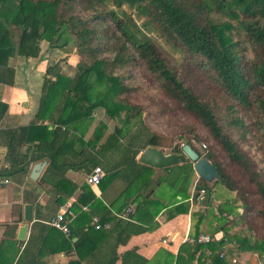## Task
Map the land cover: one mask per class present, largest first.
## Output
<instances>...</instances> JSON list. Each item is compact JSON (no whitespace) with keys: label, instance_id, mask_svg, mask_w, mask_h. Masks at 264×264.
<instances>
[{"label":"trees","instance_id":"obj_1","mask_svg":"<svg viewBox=\"0 0 264 264\" xmlns=\"http://www.w3.org/2000/svg\"><path fill=\"white\" fill-rule=\"evenodd\" d=\"M73 1L76 0H68L69 3ZM105 1L108 0H88V8L97 11ZM111 2L118 9L125 5L135 9L140 18L147 19L148 22L145 24H155L163 37L186 57L199 59L200 68L211 75L227 96L247 112L253 114L257 112L258 121L253 126H256L264 136L262 94L264 0H111ZM62 7L63 0H0V84L14 85L15 70L8 66V61L16 52L26 59L38 58L41 43L44 41L54 51H64L71 43H75L77 53L81 57L73 78L61 74L63 60L57 59L56 62L48 64L36 116L42 125L21 128L20 134L21 136L26 134V139L24 137L19 144L16 138L11 140L7 155L11 164L9 168L0 171V178L10 177L14 170L22 167L20 172L26 175L32 162L47 158L50 165L42 182L50 184V179L54 181L57 175L59 157L48 151L40 153V150L47 144L50 145L49 149H52L60 134H64L65 143L68 144L64 128L69 131L71 127L78 131L80 126L89 121L93 111L102 109L110 119L117 121L118 125L106 142L101 144L107 126L100 124L92 140L87 144L81 140L90 150L95 151V154L87 155L84 150L79 152L78 156L85 157L88 160L87 164L94 169L100 166L98 157L106 156L107 152L114 150H124L120 148L121 140L126 142L124 146L126 155L120 162L121 166L110 170L104 169L107 176L97 188L104 189L109 182L122 176L126 178L128 185L118 197L121 198L135 183H150L155 170L139 164L137 158L140 151L149 146H158L157 138L148 133L144 118L135 117L138 110L122 99L130 87L120 78L111 75L116 68L141 66L156 76L162 91L170 100L183 112L192 115L210 134L227 163L237 168L238 175L242 178L240 181L234 180L231 172L222 162L217 161L211 152L191 143L193 149L201 157L207 158L219 171L220 178L214 180L210 187L207 182L200 180L194 197L198 199L199 191L204 189L210 203L216 190L225 191L227 198L218 206L217 214L214 212L217 224L213 229L214 234L223 232L225 237L207 245L183 246L176 264H192L198 253L200 264H248L255 255L263 259L264 239L258 240L249 235L250 233L237 235L235 231L239 229L238 220H228L227 216H235L240 208H243L239 218L242 224L247 223V218L254 216L252 201L255 199L245 197L246 193H249L247 186L251 187L250 195L264 205V170L258 169L250 154L243 152L224 132L213 106L196 94L179 67L176 69L168 64L158 46L140 30L135 20L126 12L122 15L115 11L106 12L116 31L112 34L114 40V44L111 43L112 48L105 44V49L114 53V57L100 60L98 57L101 46L97 45V41L101 31L98 25L106 13H100L101 15L95 19H84L73 12H64ZM248 52L253 55L251 59H248ZM106 79L108 84L104 82ZM95 84L100 87L107 85L101 95L99 91L94 90ZM7 110L8 105L1 103L0 121ZM235 114L237 111L234 106L227 108V116L232 118L229 125L241 134L242 139L247 140L254 128ZM46 123L52 124L53 128L50 129ZM28 133L34 135L37 140L40 139L41 145L37 146L36 155L32 158L19 153V149L27 142ZM83 134L85 135L84 132ZM40 135L48 141L43 140ZM196 137L200 141L199 136ZM70 146L74 148L76 143L71 140ZM62 150L63 147L59 149ZM118 169L121 170L119 175L109 176ZM164 171L167 176L159 177L157 182L178 187L177 191L186 192L193 183L194 164L189 160ZM66 184L63 178L52 182L59 194H63L62 188ZM147 199L148 197L142 203L144 206L147 204L156 206L158 211L163 209L160 204L157 205L153 201L147 203ZM79 201L84 202V199L80 198ZM57 202L64 203L62 200ZM76 208L74 206L75 211L78 209ZM189 212L190 204H181L169 211L168 219ZM193 216H197L196 229L199 231L204 217L199 213ZM105 217L100 218L102 223L114 221L116 226L124 223L111 217L108 210L105 211ZM87 238L89 236L86 234L76 245L80 248ZM206 250L210 252L209 255ZM183 253L188 255L187 259L181 256ZM111 264H114V260Z\"/></svg>","mask_w":264,"mask_h":264},{"label":"crops","instance_id":"obj_2","mask_svg":"<svg viewBox=\"0 0 264 264\" xmlns=\"http://www.w3.org/2000/svg\"><path fill=\"white\" fill-rule=\"evenodd\" d=\"M58 52L63 50L54 51L44 41L41 43V53L38 58L26 59L16 52L8 61V66L15 70V83L0 84V104L8 105V110L0 121V171L10 167L11 162L8 161L7 155L11 140L16 138L19 144L24 137L26 139V134L22 136L20 134L21 128L42 125L36 116L46 69L52 61L61 59L58 58ZM76 72L77 67L74 66L70 72L62 69L61 74L73 78ZM101 114H104V111L97 109L94 116L98 117ZM90 121L80 126L78 131L71 127L69 131L64 128L68 144L65 143L64 134H60L52 149H49L50 145L47 144L43 150H40V153L48 151L59 157L57 175L54 181L50 179V184L42 182L50 165V160L47 158L32 162L26 175L21 174L22 167L14 170L12 176L4 177L10 182L0 186V264H111L113 260L114 264H176L181 248L194 246L188 242V239L200 234L217 235L219 241L223 239V235L225 237L223 232L213 233V227L217 224L214 217L216 214L208 210L205 197L198 199L194 197L196 186L200 184L196 173L192 185L186 192L177 191L178 187H170L164 182L158 183L157 179L167 176V173L165 169L154 168L152 169L155 170V175L150 178L153 179L150 183H135L121 198L118 197L128 185L126 178L122 176L109 182L104 189L89 186L86 183V176L92 172L93 167L87 164L88 160L85 157L78 156V153L86 150L87 155L95 154V151L90 150L81 141L87 144L90 141L87 140L89 135L85 138L83 132L86 134L94 131V127L97 126V123L93 124V118ZM46 124L50 129L53 128L52 124ZM104 124L107 126V133L104 134L101 144H104L114 132V129L110 130L109 124ZM40 136L48 141L43 135ZM39 140L28 133L27 142L19 149V153L32 158L36 155L37 146L41 147ZM71 140L76 143L74 148L70 146ZM157 143L158 146L149 147L162 150L166 154L173 153L161 147L158 139ZM119 144L124 150H114L107 152L106 156L98 157L103 169L110 170L121 166L120 162L126 155L124 148L126 142L121 140ZM61 147L63 150L59 151ZM143 152L144 150L140 151L137 158L139 164ZM43 162H46V166L40 177L36 181L32 180L33 168ZM116 171L118 173L114 176L119 175L121 170ZM62 178L67 184L62 188L63 194H59L55 191L52 182ZM147 197V203L153 201L157 205L160 204L163 209L158 211L156 206L148 204L144 206L142 203ZM80 198H83L84 202H80ZM58 200L64 203L59 204ZM29 204L34 207L33 219L26 240L21 241L18 239L19 228L25 223V206ZM181 204H190V212L168 219L169 211ZM74 206L78 208L77 211L74 210ZM66 208H71L76 214L69 237L51 225L57 214ZM128 208L133 209L131 220L119 219L118 215ZM107 210L111 217L124 223L116 226L114 221L106 222L102 224H109L111 226L109 229L96 230L92 225L93 220L108 218V215L105 217ZM195 213L204 217L199 231L196 229L197 216H193ZM211 230L212 233L209 232ZM86 234L89 238L79 248L76 244ZM206 253L209 252L206 250ZM181 256L188 258L186 253ZM199 259L200 253L196 255L192 264H200Z\"/></svg>","mask_w":264,"mask_h":264},{"label":"rangeland","instance_id":"obj_3","mask_svg":"<svg viewBox=\"0 0 264 264\" xmlns=\"http://www.w3.org/2000/svg\"><path fill=\"white\" fill-rule=\"evenodd\" d=\"M88 5V0H76L71 3H69L68 0H63L62 8L64 12H73L84 19H95V17L101 15L100 13L104 14L110 11H115L120 15L126 12L131 16L140 30L158 46L168 64L176 69L179 67L196 94L213 106L224 132L233 139L243 152L250 154L253 162L258 166V169L264 170V136L256 129V126H253L254 123L258 121L257 112H255V114L247 112L232 98L227 96L221 90L220 86L211 78V75L200 68L201 62L199 59H190L186 57L163 37L155 24H145L148 22L147 19L140 18L135 9L126 5L118 9L114 7L111 0L105 1L97 11L88 8ZM101 20L102 21H100L98 25L99 31H101L97 41V45L101 46V53L98 58L100 60H109L114 57V53L110 50H106L105 44L112 48L111 43L114 44L112 34L116 31V28L114 23L110 21L107 13L105 16H102ZM129 48L131 49L130 46ZM58 54V58L63 60V70L65 69L69 72L72 67L76 66L81 61L75 43H71L63 52H58ZM132 54L134 55L133 52ZM247 55L248 59L253 57L251 52H248ZM111 75L114 78H120L126 86L130 87L129 91L122 96V99L138 110V112L135 113V117L144 118L148 133L150 135H155L161 147L168 151H174L175 149L181 150L182 146L185 144L191 145L192 143L199 148H203V145H206L207 152H211L217 161L222 162L223 166L231 172L234 180H242L238 175V169L230 163H227L219 146L211 138L210 134L192 115L183 112L176 103L164 94L156 76L146 71L144 67L133 65L131 67L116 68L111 72ZM104 82L108 84L107 79ZM94 86V90L99 91V95H101V93L105 91L104 88L107 85H102L100 87L95 84ZM262 94L264 95V92ZM230 106L235 107L237 111L235 116H239L248 126L254 128L252 135L247 140L242 139L241 134L234 127L229 125L232 118L227 116V108ZM95 111L91 114L89 121L93 118V124L97 123V126L94 127V131H90L89 129L90 132L84 135L85 138L89 135L87 140L93 139L95 130L102 124L101 120H104L103 124L107 123L110 125L111 131L118 125L117 121L110 119L105 113L98 117L94 116ZM106 131L107 130H104L103 134H106ZM196 136H199L200 141H198ZM211 184L212 183H208V186L210 187ZM246 189L249 193H246L245 197L247 198L248 196L250 200L255 199V201H252L254 216L247 218V223L242 224L239 218L241 217L243 208H240L235 216H227V219L231 221L235 219L238 220L239 229L235 231L237 235H247L250 233L249 235L256 237L258 240H263L264 215L262 214L264 213V205L257 198L250 195V193H252L250 186H247ZM226 195L225 191L216 190L215 194L212 196V201L209 203L206 198V192L204 200L206 203L208 202V210L217 214V208L227 198ZM249 229H252L251 232L248 231ZM209 232L212 233V230ZM222 237L224 238V235ZM260 258L262 257L255 255L248 264H260Z\"/></svg>","mask_w":264,"mask_h":264},{"label":"water","instance_id":"obj_4","mask_svg":"<svg viewBox=\"0 0 264 264\" xmlns=\"http://www.w3.org/2000/svg\"><path fill=\"white\" fill-rule=\"evenodd\" d=\"M194 164L195 173L199 179L212 183L214 180L220 178L218 169L205 157H201L196 150L190 144L182 146L181 150L175 149L173 153L166 154L162 150L148 147L144 150L139 158V162L154 169H166L180 164H184L187 161ZM46 166V162L35 165L32 170L31 178L36 181L40 177L43 169ZM118 171L112 172L109 175L114 176ZM33 205L29 204L25 206L24 211V224L19 228L18 239L25 241L30 229V222L33 219Z\"/></svg>","mask_w":264,"mask_h":264},{"label":"built area","instance_id":"obj_5","mask_svg":"<svg viewBox=\"0 0 264 264\" xmlns=\"http://www.w3.org/2000/svg\"><path fill=\"white\" fill-rule=\"evenodd\" d=\"M203 149H207L206 145H203ZM107 172L101 167L97 166L95 167L92 172H90L86 176V183L91 186V187H97L101 184L104 178H106ZM10 181L8 178H0V186H5L8 184ZM206 194V191L204 189L199 191V198H204ZM133 213L132 208H128L124 213L119 214L118 217L119 219L122 220H131V214ZM76 214L71 210V208H66L61 210L56 218L51 222V225L62 231L64 234H66L68 237L71 236V224L73 220L75 219ZM92 225L96 230H101V229H109L111 226L109 224H102L100 218H95L92 222ZM219 241V238L217 235H206V234H200L197 237H193L188 239V242L193 244V245H207L211 243H215ZM210 254V252L208 253ZM224 256V253L222 254ZM260 264H264V258L259 259Z\"/></svg>","mask_w":264,"mask_h":264}]
</instances>
